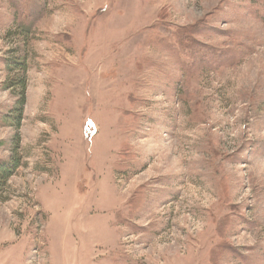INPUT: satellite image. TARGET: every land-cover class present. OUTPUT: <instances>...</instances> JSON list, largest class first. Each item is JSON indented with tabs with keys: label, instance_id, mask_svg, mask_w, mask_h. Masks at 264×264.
Listing matches in <instances>:
<instances>
[{
	"label": "rangeland",
	"instance_id": "rangeland-1",
	"mask_svg": "<svg viewBox=\"0 0 264 264\" xmlns=\"http://www.w3.org/2000/svg\"><path fill=\"white\" fill-rule=\"evenodd\" d=\"M12 156L0 264H264V0H0Z\"/></svg>",
	"mask_w": 264,
	"mask_h": 264
},
{
	"label": "trees",
	"instance_id": "trees-1",
	"mask_svg": "<svg viewBox=\"0 0 264 264\" xmlns=\"http://www.w3.org/2000/svg\"><path fill=\"white\" fill-rule=\"evenodd\" d=\"M17 63H19V61L13 60V63L10 65L7 61L8 67H12V65L15 66ZM17 67H19V64ZM24 69L25 68H22L23 74H24ZM23 74L19 75L18 77H13V78L9 79V81L7 82V86L9 88H14V87L19 88L21 91V94H22L21 100L19 101V105L17 107V117H16L17 121L15 120V123L17 126L19 125V122H20V117H21V113H22V105L24 103L25 86H26L25 76ZM11 161H12V164L10 163L8 166L4 163H0V187L7 182L8 178L10 176H12L14 174V168L19 163L18 158L14 157V156L11 157Z\"/></svg>",
	"mask_w": 264,
	"mask_h": 264
}]
</instances>
